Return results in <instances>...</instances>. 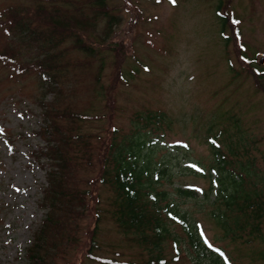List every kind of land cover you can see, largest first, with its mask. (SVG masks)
I'll return each instance as SVG.
<instances>
[{"label": "rangeland", "instance_id": "1", "mask_svg": "<svg viewBox=\"0 0 264 264\" xmlns=\"http://www.w3.org/2000/svg\"><path fill=\"white\" fill-rule=\"evenodd\" d=\"M79 1L42 4L64 7L59 2ZM34 4L0 0V10ZM106 7L117 20L112 33L103 37V20L82 33L96 55L88 68L75 69L64 82L77 91L71 98L73 110L98 117L82 124L81 131L94 136L96 145L107 144L114 135L117 141L127 138L133 115L165 114L169 126L142 129L146 141L139 158L152 165L154 190L164 192L178 216L201 229L214 263L264 264V223L257 233L247 220L248 213L256 212L249 203L264 197V0H106ZM224 16L231 28L222 26ZM8 40L0 30V51L11 45ZM67 57L73 62L82 58L74 51ZM39 80L32 74L16 76L0 65V264H24V249L44 216L38 206L44 170L28 155L43 146L33 134L42 126L37 102L45 104L52 97L41 95ZM217 133L213 140L223 157L222 171L216 170V158L205 144ZM41 165L47 168L42 160ZM215 170L228 173L236 189L237 199L225 201L229 208L215 205L220 187L224 194L232 192L225 182L219 186L212 181ZM96 174L95 162L73 171V186L85 209L70 228L60 230L51 263L99 264L85 255L98 214L92 256L141 264L148 256L110 221L112 193L98 184ZM177 187L192 189L195 196H179ZM216 208L231 236L224 237L215 226L211 213ZM169 227L179 254L175 257L165 242V264H211L189 248L178 227ZM235 234L239 239H233Z\"/></svg>", "mask_w": 264, "mask_h": 264}, {"label": "trees", "instance_id": "2", "mask_svg": "<svg viewBox=\"0 0 264 264\" xmlns=\"http://www.w3.org/2000/svg\"><path fill=\"white\" fill-rule=\"evenodd\" d=\"M42 1L35 0L36 4L30 8L14 6L0 10V30L11 37L8 40L11 45L0 51V65L10 67L16 76H38L44 88L41 95H52L45 104L40 100L37 102L42 126L33 134L39 137L43 146L28 152L33 162L44 170L45 185L40 190L38 204L44 210V216L24 249V264H52L50 258L57 253L61 242L58 237L60 230L70 228L75 217L85 209L81 193L73 186V171L81 166L91 168L93 162L97 167L96 181L109 187L112 193L108 217L119 233L146 252L148 258L141 264H165L162 246L167 241L174 256L179 254L178 240L170 234L169 226L179 228L195 254L205 255L209 263L216 264L201 229L184 216H178L164 192L154 190L152 165L149 160L139 158L146 141L141 139L142 129L150 127L153 132L160 126L167 127L171 124L169 117L158 112L137 113L133 115V130L127 138L117 141L114 135L107 144L102 141L96 145L94 136L81 131L82 124L98 120V117L78 114L73 110L71 98L77 91L70 85L64 86V82L67 76H73L75 69L88 68L90 60L96 55L91 43L82 38V33L93 31L98 21L103 20L101 32L106 38L117 24V20L108 14L106 0L59 2L64 7L52 5L48 8ZM221 19L222 26L232 27L226 16ZM71 51L79 53L82 58L74 62L69 60L67 55ZM100 70L95 71V82L99 79ZM252 76L255 77V73ZM219 136L220 133H217L213 138H207L205 144L216 158V170L222 171L225 167L222 166L223 157L214 142ZM41 160L47 168H43ZM216 170L212 181L219 186L225 182L232 192L224 194L220 187L214 199L217 202L215 205L229 208V203L225 201L237 199L236 189L228 182V173L218 175ZM174 190L185 198L195 196L192 189L177 187ZM249 204L256 212L253 215L248 213L247 220L252 225L251 231L258 233L259 226L264 223V197ZM218 211L216 208L211 213L215 226L224 237L231 236L227 235V224L222 223ZM96 217L97 220L98 214ZM96 220L85 251L86 258L99 264H134L92 256L91 251L96 246L93 240ZM232 237L239 239L236 234Z\"/></svg>", "mask_w": 264, "mask_h": 264}, {"label": "snow or ice", "instance_id": "3", "mask_svg": "<svg viewBox=\"0 0 264 264\" xmlns=\"http://www.w3.org/2000/svg\"><path fill=\"white\" fill-rule=\"evenodd\" d=\"M173 2H175V0H173ZM236 23H238V21H237ZM201 235L203 236L204 234L201 233ZM205 243H206V244L208 243L207 240H205ZM209 246H211V245H209Z\"/></svg>", "mask_w": 264, "mask_h": 264}, {"label": "water", "instance_id": "4", "mask_svg": "<svg viewBox=\"0 0 264 264\" xmlns=\"http://www.w3.org/2000/svg\"><path fill=\"white\" fill-rule=\"evenodd\" d=\"M263 61V58L260 59L259 63H261Z\"/></svg>", "mask_w": 264, "mask_h": 264}]
</instances>
